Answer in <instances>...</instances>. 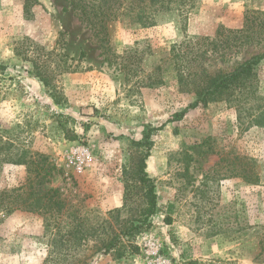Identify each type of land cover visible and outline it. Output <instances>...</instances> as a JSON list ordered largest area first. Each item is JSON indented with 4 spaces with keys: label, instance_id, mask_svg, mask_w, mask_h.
<instances>
[{
    "label": "rangeland",
    "instance_id": "rangeland-1",
    "mask_svg": "<svg viewBox=\"0 0 264 264\" xmlns=\"http://www.w3.org/2000/svg\"><path fill=\"white\" fill-rule=\"evenodd\" d=\"M25 1L0 0V132L49 157L56 172L47 188L67 211L57 228L25 211L0 215V264H264V126L241 123L225 101L189 109L196 95L178 74L182 66L228 73L258 54L257 46L236 52L204 38L241 29L248 12H264V0H195L151 27L118 21L108 45L64 12V0ZM33 60L47 63L56 90ZM256 80L264 98V60ZM149 132L156 213L149 228L105 253L112 234L151 206L139 177L146 146L137 144ZM81 148L93 161L79 173L71 160ZM237 164L253 165L259 179L234 176ZM25 176L24 166L0 169L2 187ZM75 224L83 241L72 235Z\"/></svg>",
    "mask_w": 264,
    "mask_h": 264
},
{
    "label": "trees",
    "instance_id": "trees-1",
    "mask_svg": "<svg viewBox=\"0 0 264 264\" xmlns=\"http://www.w3.org/2000/svg\"><path fill=\"white\" fill-rule=\"evenodd\" d=\"M68 9L84 28L91 31L93 36L101 45L109 44V31L113 23L118 21L126 22L131 27H151L156 24L157 17L164 12L172 11L175 8L189 9L194 5L195 0H64ZM38 0H26L25 6L37 5ZM179 7V8H178ZM225 37V38H224ZM223 38V40H222ZM225 43V50L235 49L241 52L247 46L260 47L259 53L246 58L233 71L228 73L219 72L212 75L208 70L186 72L185 66L179 68L180 86L189 88L196 95V99L189 105V109H196L201 105H208L212 102L225 101L239 112L238 118H246L248 124L264 126V98L259 95V88L256 80V68L264 60V12H248L245 16V23L241 29L221 30L215 38H204L209 44L217 46L219 41ZM45 58H51L54 52H47L37 48ZM180 54L177 57H183ZM36 75L46 87L56 90L51 86L48 77V65L46 62L33 60ZM58 103V96H54ZM186 114L182 112L180 116ZM160 129V128H158ZM151 131V130H150ZM150 132L145 135L144 142H137L146 146V154L141 158L139 164L140 181L149 184L151 206L148 210L141 212L140 217L125 226L119 233H114L106 244L105 253H110L112 248L119 243L130 242L135 235L142 233L151 225L150 218L156 213L157 194L152 179L146 170V160L150 156L151 142ZM3 164L24 166L26 176L20 186L2 187L0 183V215H8L17 211H25L38 214L51 220L47 226L57 228L60 219L66 214V203L61 199L58 190L47 188L51 178L56 172L55 166L49 157L42 153H33L24 148L7 133L0 132V169ZM233 175L241 177L249 183H255L259 176L255 175V167L237 164L232 170ZM120 212V211H117ZM113 216L115 212L111 213ZM77 225V226H76ZM80 224L74 225L72 235L77 240H84ZM54 230V229H53ZM59 230L56 234L58 235ZM82 237V238H81ZM61 242V240L59 241ZM260 249L259 255L264 254V226L258 240Z\"/></svg>",
    "mask_w": 264,
    "mask_h": 264
},
{
    "label": "built area",
    "instance_id": "built-area-1",
    "mask_svg": "<svg viewBox=\"0 0 264 264\" xmlns=\"http://www.w3.org/2000/svg\"><path fill=\"white\" fill-rule=\"evenodd\" d=\"M93 161L91 152L86 148H81L71 160V164L77 172L82 173L86 168L90 166Z\"/></svg>",
    "mask_w": 264,
    "mask_h": 264
}]
</instances>
